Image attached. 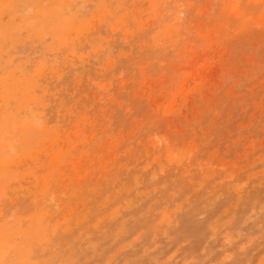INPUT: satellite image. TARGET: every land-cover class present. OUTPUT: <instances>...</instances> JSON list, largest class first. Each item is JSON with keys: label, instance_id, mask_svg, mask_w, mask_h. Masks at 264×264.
Returning <instances> with one entry per match:
<instances>
[{"label": "rangeland", "instance_id": "rangeland-1", "mask_svg": "<svg viewBox=\"0 0 264 264\" xmlns=\"http://www.w3.org/2000/svg\"><path fill=\"white\" fill-rule=\"evenodd\" d=\"M0 264H264V0H0Z\"/></svg>", "mask_w": 264, "mask_h": 264}, {"label": "bare ground", "instance_id": "bare-ground-1", "mask_svg": "<svg viewBox=\"0 0 264 264\" xmlns=\"http://www.w3.org/2000/svg\"><path fill=\"white\" fill-rule=\"evenodd\" d=\"M109 125V124H108ZM251 135V134H250ZM110 156V155H109ZM178 160V159H177ZM213 176V175H212ZM74 189V188H73Z\"/></svg>", "mask_w": 264, "mask_h": 264}]
</instances>
